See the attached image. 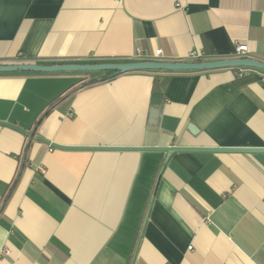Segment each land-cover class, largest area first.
<instances>
[{
  "label": "crops",
  "instance_id": "obj_1",
  "mask_svg": "<svg viewBox=\"0 0 264 264\" xmlns=\"http://www.w3.org/2000/svg\"><path fill=\"white\" fill-rule=\"evenodd\" d=\"M237 44L264 62V0H0V64L216 60ZM102 75L0 73V121L26 131L0 124V264H264V152L35 138L264 148V70L82 86Z\"/></svg>",
  "mask_w": 264,
  "mask_h": 264
},
{
  "label": "water",
  "instance_id": "obj_2",
  "mask_svg": "<svg viewBox=\"0 0 264 264\" xmlns=\"http://www.w3.org/2000/svg\"><path fill=\"white\" fill-rule=\"evenodd\" d=\"M219 68H256L264 70V62L242 57V58H224L216 60H197V61H164V60H134L128 62H100V63H56V64H38L33 62L0 64V73L9 72H75V71H115L120 73L136 71V70H211ZM151 116H154L159 109L153 108ZM1 125L16 128L23 133L22 130L13 124L0 121ZM38 141L47 144L50 147L60 149H88V150H158L170 154L177 151H239V152H264V148H225V147H192V146H165V147H119V146H92V147H76L64 146L53 143L40 136L35 137Z\"/></svg>",
  "mask_w": 264,
  "mask_h": 264
},
{
  "label": "trees",
  "instance_id": "obj_3",
  "mask_svg": "<svg viewBox=\"0 0 264 264\" xmlns=\"http://www.w3.org/2000/svg\"><path fill=\"white\" fill-rule=\"evenodd\" d=\"M92 62V61H91ZM114 62H117V61H114ZM125 62H128V61H125ZM56 64V63H63V62H51L50 64ZM92 63H98V62H92ZM100 63V62H99ZM235 69H252V68H235ZM120 74V72H115V71H103V75L98 77V78H93V79H89L87 80L86 82H84L82 84V86H86V85H90V84H93V83H96V82H100V81H103V80H106V79H110V78H113L114 76ZM71 92H73V90H71L68 94H70ZM66 95V96H67ZM65 96V97H66ZM62 97H59V98H56L54 100H52L48 106L44 109V111L39 114L38 118L36 119L35 123H34V126L37 127L38 124L42 121V119L49 113V111L52 109V107L61 99ZM32 136V135H31Z\"/></svg>",
  "mask_w": 264,
  "mask_h": 264
},
{
  "label": "built area",
  "instance_id": "obj_4",
  "mask_svg": "<svg viewBox=\"0 0 264 264\" xmlns=\"http://www.w3.org/2000/svg\"><path fill=\"white\" fill-rule=\"evenodd\" d=\"M247 46L245 44H237L235 47V55L234 57L236 58H242L245 57V52H246ZM161 54V50H157L156 51V55H160ZM140 55V51H136V55L135 56H139ZM190 56L192 57V59H196V60H200L201 55L199 52H192L190 54ZM239 74H242V71H240Z\"/></svg>",
  "mask_w": 264,
  "mask_h": 264
},
{
  "label": "rangeland",
  "instance_id": "obj_5",
  "mask_svg": "<svg viewBox=\"0 0 264 264\" xmlns=\"http://www.w3.org/2000/svg\"><path fill=\"white\" fill-rule=\"evenodd\" d=\"M77 73H82V75H95V74H101L103 71H75Z\"/></svg>",
  "mask_w": 264,
  "mask_h": 264
}]
</instances>
